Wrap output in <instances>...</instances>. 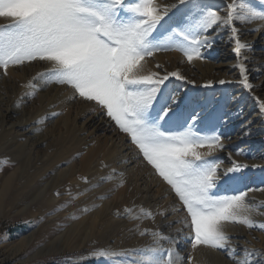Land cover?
Returning <instances> with one entry per match:
<instances>
[{
	"label": "bare ground",
	"instance_id": "1",
	"mask_svg": "<svg viewBox=\"0 0 264 264\" xmlns=\"http://www.w3.org/2000/svg\"><path fill=\"white\" fill-rule=\"evenodd\" d=\"M164 1L166 0L155 1L161 11L166 6ZM247 6L256 11H264V4L260 0H250ZM179 18L173 23H165V26H178ZM253 28H259V31H251ZM222 38L219 40L223 41ZM240 39L248 45V49L241 50L239 60L233 52L234 43L228 45L220 42L218 46L207 48L204 52L203 55L209 58L206 61L203 58L190 64L179 54L159 53L141 61L144 73L163 75L179 72L187 81L195 79L198 85L186 96L185 101H190L189 108L193 106L200 115L196 128L200 132L224 128L226 136L230 137L223 142V151L216 150L212 153L227 154V161L217 169L220 179L217 187L212 190L215 195H232L264 184V147L260 148V143L251 139L247 142V147L242 148L243 155H236L231 150L238 149L244 143L240 135L243 132L241 126L246 119L250 118L255 123L259 120L258 125H262L261 122L264 121H261L264 113L260 112V104L264 103V26L258 21L243 24ZM238 63H243L247 69L248 81H255L251 84L252 88L247 90L256 94L260 103L256 111L245 110V118L237 117L231 125L229 117L232 110L225 111L219 119L211 115L216 107L224 108L231 97L229 94H233L230 91L240 84L241 80L237 79L241 78L236 66ZM46 64L48 63L38 61L35 64L27 62L19 66L9 65L7 74L0 68V161H11L6 162L9 167L1 165L0 168V202L7 194L12 193V202L18 208L26 198L25 204L20 206H23L24 211L30 210L28 217L32 221H45L40 230L66 218L73 220L36 249L28 260L66 251L82 253L88 248L93 251L94 256L100 251H106L117 253L108 257H125L130 250L143 249L136 253V261L147 264L146 258L152 255L147 250L156 246L149 247L145 239L137 237L132 230L135 226L132 223L134 216L125 218L127 210L136 207L139 211L143 209L150 213L158 226V232L168 238L160 246L162 249L172 250L177 257L176 264H191L188 259L191 258L192 233L185 223L190 221V217L171 186L144 160L129 135L119 129L106 114V110H101L100 106L92 102H82L78 94L72 99V89L66 85L61 87L54 83L46 84L41 78V74L47 73L50 67ZM173 79L174 77H170L169 84ZM218 80L226 83L221 85ZM209 83L212 86L204 87ZM29 84L35 87L30 88ZM168 87L171 86L165 89ZM168 91L165 92V97L170 95ZM204 92L209 98L219 94L218 105L213 106L207 101L197 102L195 98ZM238 93L241 94L242 91ZM165 97H161L154 106L151 116L157 115ZM228 101L232 106L246 109L240 96ZM211 105L212 108H209ZM188 106L189 104L182 105L178 110L181 117L179 123L163 122L161 129L182 130L180 125L184 123L183 117L192 110H188ZM206 152L208 149L202 153ZM250 152L258 156L257 162L243 160L248 168L222 175L223 168L233 167L237 157L243 158ZM253 164L260 167L253 168ZM84 180H88V183H83ZM252 194L255 192L247 191L246 203ZM75 215L77 218L73 219ZM247 229L242 224L225 225L224 230L229 236L231 247L237 241H241L243 245H254L253 236ZM37 231L13 245L12 250L21 252L31 247ZM258 238L260 242H264L263 235ZM223 252L201 246L194 252L193 261L197 264H230L231 258L226 253L223 255Z\"/></svg>",
	"mask_w": 264,
	"mask_h": 264
},
{
	"label": "snow or ice",
	"instance_id": "2",
	"mask_svg": "<svg viewBox=\"0 0 264 264\" xmlns=\"http://www.w3.org/2000/svg\"><path fill=\"white\" fill-rule=\"evenodd\" d=\"M260 2L264 4V0ZM178 4H185V0H178ZM173 8L177 5H167L161 11L155 0H0V18L9 21L0 26V68L7 74L9 65L47 62L50 67L41 74L44 82L66 85L72 89V99L78 94L106 110L119 129L131 137L144 160L171 186L190 217L185 223L192 233V248L221 250L236 264H249L247 257L252 254L245 250L246 258L237 260L224 229L226 224L236 223L264 230V224L256 225L251 219L252 209L245 202L247 191L258 189L232 195L212 193L219 183L217 169L222 162L205 157L216 150L223 151L222 141L230 137L214 129L211 135L202 134L196 128L201 118L195 109L183 117L182 130L163 131L161 124L179 123L178 110L191 103L179 92L165 97L166 82L170 77L178 81L185 78L179 72L144 73L141 61L155 52L169 50L181 51L189 63L203 59L201 49L211 48L214 43L211 33L225 28L230 30L233 52L239 60L241 50L248 49V45L241 41V28L236 21L241 24L258 21L264 26V11H256L241 0H231L223 9H201L182 27L174 29L165 41L153 43L150 37L158 27H163L161 22H166ZM221 11L225 14L220 15ZM173 37L181 39L177 42ZM236 66L242 87L250 90L247 69L243 63ZM225 83L219 81L221 85ZM210 86L211 83L204 85ZM161 97H165L164 103L153 117L151 113ZM260 112L264 113V103L260 104ZM249 134L248 130L244 132ZM201 148H207L208 152H200ZM241 154L242 150L236 153ZM248 167L233 162L225 175ZM141 213L133 218L151 217L143 209ZM153 235L158 239L156 247L147 250L152 253L146 258L147 264H176L172 250L162 249L159 244L160 239L168 238L159 232ZM99 255L108 257L117 253L100 251Z\"/></svg>",
	"mask_w": 264,
	"mask_h": 264
},
{
	"label": "rangeland",
	"instance_id": "3",
	"mask_svg": "<svg viewBox=\"0 0 264 264\" xmlns=\"http://www.w3.org/2000/svg\"><path fill=\"white\" fill-rule=\"evenodd\" d=\"M155 1H157V0H155ZM249 1L250 0H241V2L244 3L245 5H248ZM131 2H135V0H131ZM164 3L166 4V6L176 4L177 8H173L170 10V12H169L170 18L166 17L165 18L166 22H164V23L161 22L163 24V27H158L156 32H154L152 37H150V39L153 41V43L165 41L169 36L172 35V31L174 29H178V28L182 27L183 24L186 23L190 17L195 16L201 9H213V10L223 9L227 3H231V0H185V4H183V5H179L178 0H166V1H164ZM238 11H239V9H238ZM224 14L225 13L223 11L220 12V15H224ZM177 18H179V20H180V22L178 21L179 22L178 26H176V24H171L172 26L171 25L165 26V23H168L170 21L173 23V21L175 19L177 20ZM8 23H9L8 20L0 18V26L6 25ZM236 26L239 28H242L243 24H241V22L239 20H237ZM211 34L214 37V43H213L212 47L218 46L219 45L218 43H220V42L221 43L226 42L228 45H232L234 43L231 39L230 30L227 28L222 29L219 32H212ZM220 38H222L223 41L219 40ZM180 39L181 38H179V37H173V40L177 41V42ZM176 46H178V45H174V47H176ZM210 49H212V48H210ZM207 50H208L207 48L201 49V55H202V57H204L205 61H206V59L209 60V58H207V55H203L204 52ZM158 53L161 55L179 54V55L185 57L183 55V53L179 50L158 51V52H155L154 55H158ZM154 55H152V56H154ZM152 56H150V57H152ZM198 60L201 61L202 59H193L191 61V63L194 61H198ZM27 62L28 61H26L25 63H27ZM29 63L35 64V63H38V60L37 61H31ZM46 65H49V64H46ZM192 66H193V64H192ZM193 68H195V67L193 66ZM164 73H166V72H164ZM237 79L241 80L240 77ZM219 81L220 80H218V82ZM171 82L172 83H170V84H169V81L166 82L165 88L167 86H171V87H168V89H164V92H167L169 90L168 93H170V95L179 92V94L184 99H186V96L187 95L189 96L191 94V92H193V90L196 89V87L198 85L197 83H195L196 82L195 79L194 80L190 79L189 81H187L185 79L178 81L174 78ZM249 82H250V84L255 83V81H253L252 79ZM54 84H56V83H54ZM171 84H173V85H171ZM183 84H184V86H182ZM62 86H64V85H61V87ZM170 88H172V90ZM178 88H181V90ZM236 88L234 87V90L230 91V93L232 92L233 94H229V97L230 96L231 97L228 98V100H231L232 97L235 98L236 96H238V97L240 96L241 102L242 101L244 102L243 104L246 107V109L243 110V107L238 108L236 105L232 106L229 103V101L227 100L224 108L223 107H219V108L216 107V109H213V113L211 116H213L216 119H219L225 113V111L227 112L229 110H232V112H231L232 115L229 117L230 124L232 125V122H234L235 121L234 119H236L237 117H240L242 119L245 118V115H244L245 110L252 109V110L256 111L258 109V106L260 103V100H259L260 98H257L256 94L254 95V94H252L253 92L251 93L247 89H244L242 87L241 83ZM239 91H242V93L239 94L238 93ZM205 95H206V93L204 92L200 96H197L195 98L196 101L197 100H198L197 102H203V101L206 102L207 101L208 103L213 104V106L218 105L219 101H217V100H220L219 94H214L210 98H209V95H206V96ZM195 99H193L194 102H195ZM82 102H85V100L82 99ZM87 102H89V103L92 102L94 105H97L95 101H87ZM189 107H190V104L188 106V110L193 109V106H192V108H189ZM209 108H212V105ZM185 109H186V107H185ZM230 119H232V120H230ZM261 119H262L261 121L264 120V118H261ZM258 121L259 120H257V123H255V122L250 121V118H248V120L246 119V121L241 126L243 129V132L240 135V137L242 138V141L244 143H242L243 145L238 147V149L237 148H232V149L230 148L233 153L241 152V150L244 146L247 147L246 144H247V142H250L251 139L256 141V142L258 141L260 143V146H259L260 148L264 147V145H263L264 144V141H263L264 137H262V136H264V123H263L264 121L261 122L262 125L261 124L258 125ZM255 126H257V127H255ZM162 130L166 131V132L179 131V130L167 131L164 129H162ZM246 130H248L250 132L249 135H244V132ZM215 132L221 134L224 137H227L225 134L224 128H223V130H215ZM201 133L202 134L206 133V134L211 135V134H213V130L201 132ZM129 138L131 139L130 136H129ZM225 141H227V139H224L222 142H225ZM205 150H207V148L199 149L200 152H204ZM241 155H243V154H241ZM226 156H227V154L219 153L216 155L212 154L211 156H206L205 159L217 160V161H221L222 163H224L225 161H227ZM253 156L255 157V159L251 158ZM243 158L240 157L238 159V157H237L236 163L242 165L243 160H245V161L249 160L251 162H253V161L257 162L259 160L258 156H256V154H254V153L251 154V152L248 155H245ZM230 161H232V160H230ZM6 162H11V161L9 159H2L0 161V168H1V165L4 167H5V165L9 167V163H6ZM223 171L224 172L222 173V175L225 176L227 169L223 168ZM0 181H1L0 182V186H1L2 180L0 179ZM83 183L87 184L88 180H84ZM252 189H258V190L254 191L255 194H252L249 196L248 202H247V204L252 209L251 219L256 223V225L264 224V215L261 214V213H264V184L262 186L261 185L254 186ZM0 191H1V187H0ZM220 195H231V194L226 193V194H220ZM12 197H13V194L9 193V194H7L6 197H4V199L2 200L3 202L2 201L0 202V264H139V262L136 261L137 260L136 253L138 251H142L143 249L130 250L129 252H127V256H125V257L104 258V257H101L99 254L94 256L93 251L88 248V249H85V251H83L82 253H80V252L74 253L71 251H66L62 254H56L53 256H49V257L38 258L35 260H28L29 256L36 249L42 247L52 237H54L57 233H59V231L63 227H65V225H68L69 222H72L73 220H69L68 218H66L65 220L56 222L54 225L52 224V225L47 226L46 228H42L40 230V227L42 226V224L45 221L43 219H40L39 220L40 222L39 221H32L28 217L30 210L24 211L23 206H20V205L25 204L27 199L24 198L23 203L19 204L18 208H17V207H15L17 205H14V203L12 202V199H13ZM0 199H1V196H0ZM127 211H128V213H127L125 218H128L130 216L136 217V216L142 215L141 210L139 211L138 208H136V207H133ZM129 213H131V214H129ZM76 218L77 217L75 215L73 217V219H76ZM132 223H135V226H134V228H132V230L136 233V235L139 239L140 238L145 239V241L148 242L149 247L156 246L155 241L158 238L154 237L153 233L158 232V229H156V227L158 228V226L154 222V219L152 217L141 218V219H134L133 218ZM244 227H246V226H244ZM35 231H37L38 233L35 236L34 242L31 245V247H29V248H27L21 252L12 250L13 245L18 243L20 240L24 239L25 237L29 236L30 234L34 233ZM247 231L249 234H251L253 236L252 240H254V241H252V242L254 243L255 246L254 245L253 246L243 245L241 241H237L236 245L233 246V248H235V250H236L237 260L245 259L246 258L245 257V250H247L248 253L252 254V255L247 257L249 264H264V242H260L261 240H259V238H258L259 235L264 236V230L260 229L259 227H254L251 229L248 228ZM141 233H144V234L141 235ZM161 234L163 235V233H161ZM111 243H113V242H111ZM162 243H164V239L159 240V244L161 245ZM256 244H258V245L256 246ZM200 247L201 246H198L196 249L192 248V251L190 252L191 258L188 259L189 263L197 264L193 261V254ZM203 247H206V246H203ZM243 247H244V249H243ZM207 248H210V247H207ZM224 253L225 252H223V255H224ZM230 264H236V261L231 259Z\"/></svg>",
	"mask_w": 264,
	"mask_h": 264
}]
</instances>
